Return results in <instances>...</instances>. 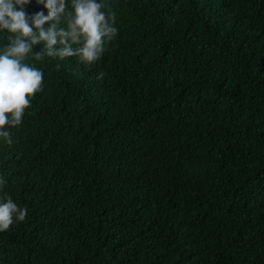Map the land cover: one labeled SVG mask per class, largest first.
Segmentation results:
<instances>
[{"label": "trees", "instance_id": "1", "mask_svg": "<svg viewBox=\"0 0 264 264\" xmlns=\"http://www.w3.org/2000/svg\"><path fill=\"white\" fill-rule=\"evenodd\" d=\"M97 2L99 61H24L42 91L0 138V197L28 214L0 264H264V0Z\"/></svg>", "mask_w": 264, "mask_h": 264}, {"label": "clouds", "instance_id": "2", "mask_svg": "<svg viewBox=\"0 0 264 264\" xmlns=\"http://www.w3.org/2000/svg\"><path fill=\"white\" fill-rule=\"evenodd\" d=\"M31 0H0V32L7 31L8 43L0 51V138L8 145L13 138L7 128L22 122L25 110L30 107V97L42 91L43 72L24 61L34 56L36 61L45 57H77L85 66L99 61L107 46L117 37V14L103 11L107 6L97 0H37L48 14L37 13L30 17L24 6ZM45 24H50L48 29ZM63 25V27L61 26ZM43 45L34 52L37 45ZM105 72L96 78L103 80ZM6 183L0 177V185ZM28 214L27 207H19L5 194L0 197V231H5L15 220L22 222Z\"/></svg>", "mask_w": 264, "mask_h": 264}]
</instances>
